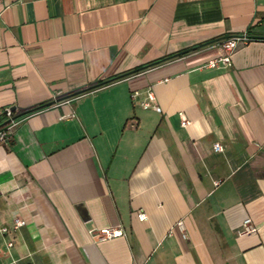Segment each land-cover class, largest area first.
Returning a JSON list of instances; mask_svg holds the SVG:
<instances>
[{"label":"crops","instance_id":"1","mask_svg":"<svg viewBox=\"0 0 264 264\" xmlns=\"http://www.w3.org/2000/svg\"><path fill=\"white\" fill-rule=\"evenodd\" d=\"M0 4V114L53 102L0 142V264H264V0Z\"/></svg>","mask_w":264,"mask_h":264},{"label":"built area","instance_id":"2","mask_svg":"<svg viewBox=\"0 0 264 264\" xmlns=\"http://www.w3.org/2000/svg\"><path fill=\"white\" fill-rule=\"evenodd\" d=\"M4 7L0 4V11L3 10ZM247 38L244 36H234L230 37L227 40L221 42L219 44V50L220 54L216 58L209 60L206 62L205 66L207 68H218L219 66L221 67H228L230 64V55L236 45L238 43L245 44L247 42ZM136 93L134 92L132 94V97L135 96ZM68 101V100H67ZM153 96L150 92L146 93V102L142 103L141 106L143 108H147L150 105H152V109L156 112L159 111V108L154 106L153 104ZM10 112L9 109H6L3 111L4 116L6 119H8L7 123L3 126V128L0 129V142H2L15 128L17 125L18 121H14L10 119ZM188 124L186 120H181L180 121V126L184 127ZM212 150L214 152H220L221 148L218 144H214L212 146ZM138 220H143L144 216L142 214H138L137 216ZM24 225V222L18 218H14L12 221V229L16 230L17 228H20ZM177 228L181 230V224L177 223ZM0 233L5 234L6 229L5 228H0ZM256 233V228L252 225L251 221L246 218L242 221L241 229L237 232V235L239 236H251ZM122 235L121 231L118 228H101L95 232V239L97 241H105V240H110L113 238L120 237ZM10 243L6 244V247H9Z\"/></svg>","mask_w":264,"mask_h":264},{"label":"trees","instance_id":"3","mask_svg":"<svg viewBox=\"0 0 264 264\" xmlns=\"http://www.w3.org/2000/svg\"><path fill=\"white\" fill-rule=\"evenodd\" d=\"M215 40L216 39H212L210 41L198 44V45L193 46L191 48H187V49L175 52L173 54L166 55V56H164L162 58L156 59V60H154V61H152L150 63H147V64H145L143 66H140L139 68H136V69H133V70H129L127 72L119 74L118 76H115L114 78H111L109 80L102 81V82H97V83H94V84L90 85L89 87L84 88L82 90H78V91H75V92H70L68 94H65V95L61 96L60 98H58L56 101H61V100L66 99V98H70V97L81 95L83 93L89 92V91H91L93 89H96L98 87L107 85L109 83H112L114 81L123 79V78L128 77V76L134 75V74H136V73H138L140 71H143V70H146V69H150L152 67L159 66L161 64H164V63L169 62L171 60H174L176 58H180V57H182L184 55H187V54H189V53H191L193 51L202 49V48L210 45ZM52 104H53V102H46V103H43V104H39V105L33 106V107L28 108L26 110H23L20 113H14L13 111H11L10 112V119H12L14 121H18V120L22 119L23 117H25V116H27L29 114L35 113V112H37V111H39L41 109L47 108V107L51 106ZM0 116L3 117L4 113L0 114ZM7 121H8V119H6L4 122H7ZM4 125H2V126L0 125V129L3 128Z\"/></svg>","mask_w":264,"mask_h":264},{"label":"water","instance_id":"4","mask_svg":"<svg viewBox=\"0 0 264 264\" xmlns=\"http://www.w3.org/2000/svg\"><path fill=\"white\" fill-rule=\"evenodd\" d=\"M9 111H13V108H9ZM7 122H3L2 124H0L1 126L4 125Z\"/></svg>","mask_w":264,"mask_h":264}]
</instances>
